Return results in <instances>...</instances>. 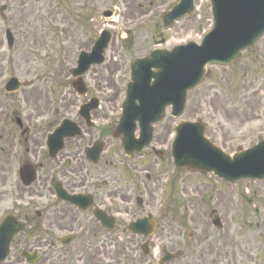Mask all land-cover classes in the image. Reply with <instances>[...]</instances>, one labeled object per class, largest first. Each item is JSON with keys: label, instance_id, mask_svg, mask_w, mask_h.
Listing matches in <instances>:
<instances>
[{"label": "rangeland", "instance_id": "obj_1", "mask_svg": "<svg viewBox=\"0 0 264 264\" xmlns=\"http://www.w3.org/2000/svg\"><path fill=\"white\" fill-rule=\"evenodd\" d=\"M179 1L0 0V5H8L6 18L0 17V86L13 75L21 81H31L16 95H0V221L12 212L11 181L17 180L15 168L8 165L7 152L13 144V130H17L10 115H21L25 126L39 135L42 121L50 125L69 116L68 112L57 110L66 100L81 103L97 96L102 98L104 107L105 97L121 100L130 79L132 60L154 49L200 42L212 27L210 0H194L193 14L164 27L162 14ZM104 11H111L112 16H104ZM6 28L15 35L12 48L6 42ZM104 29L113 34L105 63L84 74L89 91L80 96L72 88L74 77L70 71L77 65L79 53L90 51ZM130 33L133 45L128 49L121 38ZM100 116L101 113L95 129L105 128V116ZM70 117L77 120L74 111ZM184 120L202 121L207 125V136L230 154L264 139V36L240 52L230 65L208 66L205 80L188 92L183 115L172 118L168 112L155 126L148 151L155 148L163 156L142 158L140 167L133 172L137 173V181H145L147 173L153 176L147 181L150 189L137 194L147 197L151 193L157 203L155 214L169 223L167 232L162 233L159 228L153 234L156 243L162 241L169 247L185 241L210 243L220 252L219 264H264V180L230 182L212 173L178 169L171 148L175 126ZM15 132V142L23 140L20 131ZM117 146V142L111 145L113 154ZM114 157L121 159L120 153ZM117 164V168L109 169L116 174V181L122 170ZM124 175L122 181L135 177ZM162 194L173 199L167 211L159 210L157 200ZM216 215L221 219V227L212 223ZM111 238L114 242L110 246L89 249V256H96L95 264H120V259L115 260L118 237Z\"/></svg>", "mask_w": 264, "mask_h": 264}, {"label": "flooded vegetation", "instance_id": "obj_2", "mask_svg": "<svg viewBox=\"0 0 264 264\" xmlns=\"http://www.w3.org/2000/svg\"><path fill=\"white\" fill-rule=\"evenodd\" d=\"M19 91L4 94L16 95ZM114 100L105 97L104 107L102 98H99L98 107L91 111L89 126H85L84 120L77 114L79 103L76 100L60 103L58 113L68 112L70 117L74 111L81 133L64 138L63 147L59 150L56 141L49 145L48 137L63 117L50 125L46 124V120L42 121L37 135L35 129L25 126L21 115L16 112L10 115L17 127L13 130L11 151L7 152L8 165L15 168L17 178L15 182L11 181L14 188L10 191L12 211L24 225L13 238L9 255L0 264H95L93 258L96 256L90 257L89 249L110 246L114 242L112 236L118 237L119 252L115 260L119 262L120 259V264L124 261L130 264H160L167 252L176 253L177 257L164 264H219L220 252L210 243L185 241L169 247L167 243H156L154 240L155 231L161 228L162 233L167 232L169 223L160 214H155L157 203L151 193L147 197L137 194H144V189H150L147 181L153 176L147 173L145 181H137V173L134 175L133 172L140 167L142 158L163 156V153L151 148L132 157L125 155L121 141L112 136L117 121L113 115L119 112V99L116 98L115 104ZM100 113L105 116V128L95 129ZM15 131H20L23 140L15 142ZM115 142L118 146L113 154L111 145ZM94 144L96 149L100 148L99 155L95 151L88 155L87 149ZM117 153L121 155L120 161L114 157ZM118 162L122 170L118 172L116 181V174L110 173L109 169L117 168ZM25 165H33L36 169V177L29 185L20 177V169ZM124 173L135 177L122 181L121 178L126 176ZM170 197L160 195L157 200L160 211L172 207L173 199ZM105 212L115 217L113 231L105 230L97 217V213ZM150 213L153 215L150 220L155 223L154 233L145 236L133 232L131 222Z\"/></svg>", "mask_w": 264, "mask_h": 264}, {"label": "water", "instance_id": "obj_3", "mask_svg": "<svg viewBox=\"0 0 264 264\" xmlns=\"http://www.w3.org/2000/svg\"><path fill=\"white\" fill-rule=\"evenodd\" d=\"M211 2L214 26L204 37L201 45L189 43L176 46L171 51L154 50L150 56L132 62L133 82L129 84L126 113L114 133L115 136L122 137L127 154L141 152L151 142L152 124L162 119L167 105L173 106L174 116L183 113L187 91L205 78L207 64L215 62L229 64L236 59L240 50L252 45L264 34V0H211ZM193 10V0H182L165 16V26L171 25L175 19ZM110 39L111 33L104 31L91 52L83 51L80 54L78 67L72 73L81 75L92 64L101 63L104 60V49ZM124 42L131 47L132 36ZM153 68L157 71L154 72ZM18 86L17 79L12 78L7 89L15 90ZM74 86L79 93L86 92L81 77L74 82ZM136 100L138 104L135 103ZM91 105H86L83 110L86 117L92 108ZM136 120L139 121L141 128L139 138L134 135ZM69 127L73 126L67 122L50 136L51 143L58 141L57 149L62 146L64 136L77 132L75 127L73 131H68ZM176 129L178 133L173 144L176 165L213 171L228 180L264 178V141L230 156L204 137L205 127L202 124L183 122ZM23 174L24 178L31 176L30 179H33L31 169H23L22 176ZM108 219L105 215L102 222L105 226L112 227L113 224ZM214 222L219 224V219H215ZM21 226L22 223L13 215H7L0 225V261L7 256L11 239L19 232ZM132 228L136 232H144L145 229L152 231L153 225L146 220H139L133 223Z\"/></svg>", "mask_w": 264, "mask_h": 264}]
</instances>
